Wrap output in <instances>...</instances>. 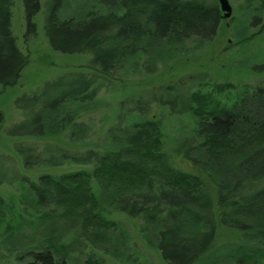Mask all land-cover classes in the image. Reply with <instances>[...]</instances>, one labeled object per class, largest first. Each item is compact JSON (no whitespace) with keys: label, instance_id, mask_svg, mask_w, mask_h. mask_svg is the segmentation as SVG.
Listing matches in <instances>:
<instances>
[{"label":"trees","instance_id":"1","mask_svg":"<svg viewBox=\"0 0 264 264\" xmlns=\"http://www.w3.org/2000/svg\"><path fill=\"white\" fill-rule=\"evenodd\" d=\"M11 1L0 0L1 87L13 85L27 62L10 31ZM100 1L102 10L89 9L62 19L58 16L62 0L47 3L43 29L50 46L67 53L87 52L91 57L87 71L46 81L39 91L18 99L17 107L26 111L25 121L30 124L25 131L35 137L61 133L71 125L75 139L85 141V126L61 117L64 102L91 101L99 90L97 80L121 68L143 43L156 46L163 39L189 37L209 40L223 18L215 0ZM21 4L25 35H33L31 18L39 9V0H21ZM189 98L184 111L195 116V126L174 148H163L157 122L134 123L132 131L123 135L118 122L108 128V141L99 145V150L66 152L53 163L46 159L55 166L64 161L90 165V170L42 173L30 181L18 173L15 160L0 155L7 174L0 184L23 185L17 201L39 211L44 222L56 215L76 218L82 233L96 245L104 239L103 229L111 225L104 220L105 209L111 206L147 225L148 242L166 264H205L202 259L213 248L218 225L241 232L245 247L230 248L239 261L264 264V186L252 189L264 180V87L246 90L230 107L210 108L204 116L207 101L202 96ZM124 105L120 104V111ZM113 131L121 137L112 140L109 135ZM37 150L36 146L27 149L25 153L34 157L24 162L25 167L44 161ZM177 155L196 173L174 168L172 159ZM21 205L0 199V245L7 252L21 246L17 252L21 264H62L65 249L58 247L53 232L46 236L49 227L43 231L45 236L36 240L32 232L25 231L27 222L17 209ZM50 206L59 211L43 210ZM251 241L258 246L250 245ZM223 256L215 259L225 264ZM84 264H97V260L90 256Z\"/></svg>","mask_w":264,"mask_h":264},{"label":"rangeland","instance_id":"2","mask_svg":"<svg viewBox=\"0 0 264 264\" xmlns=\"http://www.w3.org/2000/svg\"><path fill=\"white\" fill-rule=\"evenodd\" d=\"M227 1L231 8L230 15L221 19L211 39H163L156 46L143 43L142 49L128 57L121 68L97 80L99 90L91 101L64 102L60 107L61 117L85 126L88 136L84 141L75 139L74 134L70 133L71 125H66L61 133L42 137L25 131L30 124L28 119L25 121L26 111L17 107L18 99L39 91L46 81L69 76L75 71H87L86 62L91 56L87 52H61L50 46L43 29L49 0H39V9L31 18L35 34L27 36L21 0H12L10 31L27 62L13 85L0 86V155L15 160L18 173L30 181L42 173L90 170V165L81 166L67 161L63 165H50L46 159L53 163L60 161L61 155L66 152H83L86 148L99 150V145L108 141V128L118 122L124 128L122 135L131 132L130 125L134 123L157 122L158 137L163 148L176 147L195 126V116L190 111H184L190 101L189 96H202L207 101L204 116L210 108L230 107L238 102L246 90L264 87V0ZM101 4L100 0H62L58 16L62 19L82 15L89 9L102 10ZM168 86H172V89ZM27 104L24 101L23 106ZM120 104H125L122 111L118 108ZM109 137L114 140L121 134L114 132ZM84 142L85 147L82 146ZM31 146L37 147L44 161L29 168L24 166V162L33 160V155L25 153ZM172 160L174 168L196 173L178 155ZM5 173L1 165L0 178L7 176ZM91 184L95 191L93 180ZM260 186H264V180L252 189ZM21 187L24 186L19 183H1L0 199L5 204L21 205L17 201ZM17 209L27 222L25 231L32 232L35 240L45 236L43 231L48 227L46 236L54 233L52 236L59 243L58 247L66 252L62 264H84V260L90 256L97 260V264H166L154 245L148 242L151 234L147 225L141 219L128 216L111 206L106 207L104 212V220L111 225L103 229L104 239L97 245L82 233L76 218L56 215L44 222L38 217L40 212H35L31 207L21 205ZM43 210L49 213L59 211L53 206ZM213 243V248L202 259L206 261L205 264H221L215 258L223 254L225 264L244 263L230 250L239 248L236 246L238 244L245 247L246 241L238 230L218 225ZM250 245L258 246L255 241H251ZM22 249L19 246L7 252L0 245V264L23 263L17 258V252Z\"/></svg>","mask_w":264,"mask_h":264},{"label":"water","instance_id":"3","mask_svg":"<svg viewBox=\"0 0 264 264\" xmlns=\"http://www.w3.org/2000/svg\"><path fill=\"white\" fill-rule=\"evenodd\" d=\"M219 9L222 11V16L224 18L228 17L231 12L230 5L227 0H217Z\"/></svg>","mask_w":264,"mask_h":264},{"label":"flooded vegetation","instance_id":"4","mask_svg":"<svg viewBox=\"0 0 264 264\" xmlns=\"http://www.w3.org/2000/svg\"><path fill=\"white\" fill-rule=\"evenodd\" d=\"M217 1V0H216ZM217 5H218V2H217ZM218 9H219V5H218ZM220 10V9H219ZM221 11V10H220ZM222 12V11H221ZM221 16H222V13H221ZM223 17V16H222ZM224 18V17H223Z\"/></svg>","mask_w":264,"mask_h":264}]
</instances>
